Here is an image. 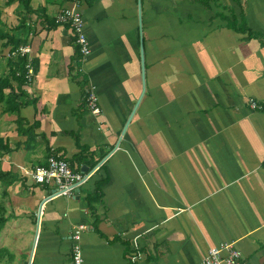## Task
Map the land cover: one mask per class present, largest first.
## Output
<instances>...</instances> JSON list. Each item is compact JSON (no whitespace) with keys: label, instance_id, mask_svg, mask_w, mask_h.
<instances>
[{"label":"crops","instance_id":"0c3cea01","mask_svg":"<svg viewBox=\"0 0 264 264\" xmlns=\"http://www.w3.org/2000/svg\"><path fill=\"white\" fill-rule=\"evenodd\" d=\"M30 4L36 12L7 7L38 61L24 87L36 104L20 113L44 135L26 149L17 114L0 106V137L14 148L0 170L18 176L0 264H74L79 224L82 264H199L226 241L264 264V109L248 101L264 104V0H81L83 75L71 28L55 20L72 0ZM93 86L99 115L85 103ZM49 149L79 171L98 168L79 192L42 205L56 186L22 167L46 164Z\"/></svg>","mask_w":264,"mask_h":264},{"label":"built area","instance_id":"2783aa9c","mask_svg":"<svg viewBox=\"0 0 264 264\" xmlns=\"http://www.w3.org/2000/svg\"><path fill=\"white\" fill-rule=\"evenodd\" d=\"M55 20L59 24L69 25L80 53L83 58L87 57L91 53V46L85 28V17L84 10L81 7V0H72V4L64 7L57 14ZM19 51L22 54H27L30 51V47L28 45H22ZM27 67V77L31 80L34 77V68L31 64L27 65ZM85 100L92 113L96 115L101 113L102 109L94 86L87 89ZM248 101L252 108L259 106L258 101L253 97H250ZM97 168L86 172L79 171L59 153L49 155L46 164L22 167L23 173L29 176L35 183L54 184L56 186L47 196V200L60 196L74 195L76 188L86 183L93 176ZM84 229L85 225L79 224L74 228L72 233V259L74 264H82L84 261L82 246L80 244V238ZM135 257L137 258L139 255L136 254ZM199 264H247V262L236 242L226 241L210 247L207 255Z\"/></svg>","mask_w":264,"mask_h":264},{"label":"trees","instance_id":"16d2710c","mask_svg":"<svg viewBox=\"0 0 264 264\" xmlns=\"http://www.w3.org/2000/svg\"><path fill=\"white\" fill-rule=\"evenodd\" d=\"M17 0H6V5H11ZM26 13H34L35 10L31 6V0H19ZM87 3H92L94 0H84ZM0 23H5L0 11ZM24 27V20L21 19L18 24L10 26V29L4 30L0 28V43L3 47L8 48V58L6 62V68L2 71L0 68V106L2 107V113L17 114L16 123L17 131L20 136H25L24 145L26 149L31 150L34 148L35 144L39 141V137L44 134L37 132L36 129L40 126L38 121L29 123L21 116V109L29 105L36 104V100L30 96V94L24 88L29 85L33 79L29 80L27 77L28 67L31 64L34 68V75L37 70V59H31L28 54H22L19 48L26 44V38L17 35L16 31ZM243 31L248 32V36H256L257 34L252 30H247L243 28ZM78 46V45H77ZM77 59V74L83 75L81 69V61L83 59L78 47ZM85 78V77H83ZM85 80V79H84ZM86 95V91H85ZM85 102V100H84ZM86 103V102H85ZM258 107L254 109H264V104L258 102ZM13 147L7 141L6 138L0 137V155L3 156L13 151ZM57 152L49 149V155L56 154ZM18 176L12 171L0 170V186H4L3 196L8 195V188L15 183ZM104 182H102L103 185ZM102 185H97L95 189L96 195L94 197H89L88 202L92 209L93 204L102 197ZM7 209L5 204L0 201V231L3 229L4 225L8 221V216L6 215Z\"/></svg>","mask_w":264,"mask_h":264},{"label":"rangeland","instance_id":"374dc122","mask_svg":"<svg viewBox=\"0 0 264 264\" xmlns=\"http://www.w3.org/2000/svg\"><path fill=\"white\" fill-rule=\"evenodd\" d=\"M5 1L6 0H0V11L2 13V17L4 18L3 20L5 22V23H0V28H3L4 30H8V29H10L11 25H14L16 23V18L13 15L15 13V11H13V9L11 11H8V7L5 3ZM8 50H9L8 48L3 47L0 43V68L2 71L7 67L6 62H7L8 56H9ZM28 167H31V166H28ZM3 192H4V186L3 187L0 186V201H2L6 206V204L8 205L9 198L7 196L4 197ZM11 206L12 205H10L9 207H11ZM7 213H8V211H7ZM0 255H4L5 258H7L9 255V252L6 249L3 252H0ZM5 261H6V259H5Z\"/></svg>","mask_w":264,"mask_h":264},{"label":"water","instance_id":"95a60500","mask_svg":"<svg viewBox=\"0 0 264 264\" xmlns=\"http://www.w3.org/2000/svg\"><path fill=\"white\" fill-rule=\"evenodd\" d=\"M84 171H88V169L87 168H85L84 169ZM80 191V187H77L76 188V192H79ZM48 199V197L47 198H45L43 201H42V205L45 203V201ZM41 212H42V208L40 207V210H39V213H38V227H39V224H40V218H41ZM34 243V241L32 242V244Z\"/></svg>","mask_w":264,"mask_h":264}]
</instances>
